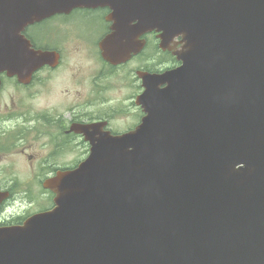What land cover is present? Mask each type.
<instances>
[{
  "label": "water",
  "instance_id": "obj_1",
  "mask_svg": "<svg viewBox=\"0 0 264 264\" xmlns=\"http://www.w3.org/2000/svg\"><path fill=\"white\" fill-rule=\"evenodd\" d=\"M107 1L0 0V35L18 38L0 40V71L32 62L26 25ZM121 4L106 59L159 26L183 35V65L149 76L135 131L47 185L54 210L0 230V264H264V0Z\"/></svg>",
  "mask_w": 264,
  "mask_h": 264
},
{
  "label": "flooded vegetation",
  "instance_id": "obj_2",
  "mask_svg": "<svg viewBox=\"0 0 264 264\" xmlns=\"http://www.w3.org/2000/svg\"><path fill=\"white\" fill-rule=\"evenodd\" d=\"M113 12L76 7L26 26L22 34L44 63L0 72V229L54 209L46 182L88 164L108 138L134 131L146 115L145 72L180 66L182 36L164 51L157 28L136 38L143 47L129 60H106L101 43L115 33Z\"/></svg>",
  "mask_w": 264,
  "mask_h": 264
}]
</instances>
